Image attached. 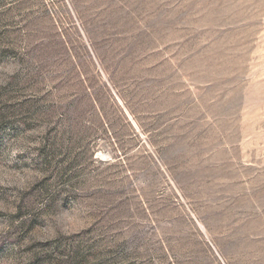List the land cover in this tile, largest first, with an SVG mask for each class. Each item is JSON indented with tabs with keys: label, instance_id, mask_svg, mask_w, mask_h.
Returning <instances> with one entry per match:
<instances>
[{
	"label": "rangeland",
	"instance_id": "1",
	"mask_svg": "<svg viewBox=\"0 0 264 264\" xmlns=\"http://www.w3.org/2000/svg\"><path fill=\"white\" fill-rule=\"evenodd\" d=\"M0 264H264V0H0Z\"/></svg>",
	"mask_w": 264,
	"mask_h": 264
}]
</instances>
